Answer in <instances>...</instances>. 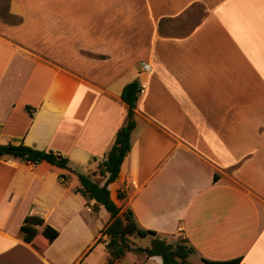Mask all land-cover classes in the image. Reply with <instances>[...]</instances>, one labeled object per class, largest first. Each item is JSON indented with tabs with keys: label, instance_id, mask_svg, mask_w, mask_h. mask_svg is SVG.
<instances>
[{
	"label": "crops",
	"instance_id": "crops-1",
	"mask_svg": "<svg viewBox=\"0 0 264 264\" xmlns=\"http://www.w3.org/2000/svg\"><path fill=\"white\" fill-rule=\"evenodd\" d=\"M6 12L0 143L52 150L69 169L0 156V264H108L109 214L73 189L125 122L131 81L142 91L112 200L181 234L194 264H264V0H7ZM26 215L43 219L30 243ZM137 247L112 264H162Z\"/></svg>",
	"mask_w": 264,
	"mask_h": 264
},
{
	"label": "trees",
	"instance_id": "trees-1",
	"mask_svg": "<svg viewBox=\"0 0 264 264\" xmlns=\"http://www.w3.org/2000/svg\"><path fill=\"white\" fill-rule=\"evenodd\" d=\"M139 88L137 81H131L122 88L120 98L127 105L125 122L117 129L109 150L97 164V170L89 173H76L78 184L73 192L79 193L87 205L93 201L91 205L93 211L97 212L102 206L109 214L108 222L100 231L101 236L104 235L107 238L105 247L108 264H112L129 251H137L135 240L143 237L151 238L147 255L160 256L162 264H194L189 260L194 253V248L186 238L168 241L156 231L143 228L136 221L132 210L117 205L109 194L108 185L117 178L121 163L130 149L129 138L135 126L133 113ZM0 156H10L30 163L44 161L58 168L69 169L67 157L52 150H38L23 143H0ZM66 179L65 175H59L61 182H65ZM123 196L124 194L117 193L118 199H122ZM42 223V218L26 215L19 229L22 239L27 243L32 242L37 234L35 226ZM57 234V230L49 225H45L41 232L47 243H50ZM100 240L99 237L96 242ZM201 260L204 264H238V259L214 261L202 258Z\"/></svg>",
	"mask_w": 264,
	"mask_h": 264
},
{
	"label": "rangeland",
	"instance_id": "rangeland-1",
	"mask_svg": "<svg viewBox=\"0 0 264 264\" xmlns=\"http://www.w3.org/2000/svg\"><path fill=\"white\" fill-rule=\"evenodd\" d=\"M6 11H7V0H0V21L2 19V20H6V21H10L11 22L12 19L9 20L8 14H7ZM199 12H200L199 8H195V9H193L191 11L192 15H199ZM180 238H183V236L181 234H177V235H174V236L167 237L166 239L168 241H172L174 239H180ZM135 244H136V249L139 248L137 246L150 245L151 244V238L150 237L138 238V239L135 240ZM23 263L24 264H31L28 260H24Z\"/></svg>",
	"mask_w": 264,
	"mask_h": 264
},
{
	"label": "built area",
	"instance_id": "built-area-1",
	"mask_svg": "<svg viewBox=\"0 0 264 264\" xmlns=\"http://www.w3.org/2000/svg\"><path fill=\"white\" fill-rule=\"evenodd\" d=\"M149 68H150V66H149L148 63H146V62H142V69H143V70L148 71ZM141 91H142V89H141V86H140V88H139V93H140Z\"/></svg>",
	"mask_w": 264,
	"mask_h": 264
},
{
	"label": "water",
	"instance_id": "water-1",
	"mask_svg": "<svg viewBox=\"0 0 264 264\" xmlns=\"http://www.w3.org/2000/svg\"><path fill=\"white\" fill-rule=\"evenodd\" d=\"M142 250L146 253H148L149 249L148 248H142Z\"/></svg>",
	"mask_w": 264,
	"mask_h": 264
}]
</instances>
